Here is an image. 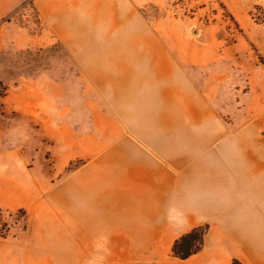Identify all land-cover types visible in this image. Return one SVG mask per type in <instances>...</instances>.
Instances as JSON below:
<instances>
[{
  "label": "crops",
  "instance_id": "obj_1",
  "mask_svg": "<svg viewBox=\"0 0 264 264\" xmlns=\"http://www.w3.org/2000/svg\"><path fill=\"white\" fill-rule=\"evenodd\" d=\"M32 6L64 46L129 47L108 59L73 55L80 75L94 79L95 112L64 102L62 112L40 115L47 142H56L54 130L62 129L71 140L65 147L76 148L72 158L83 161L58 182L36 186L31 242L50 241L45 251L34 244L32 252L124 259L111 264H264V109L245 122L230 118L231 99L223 93L230 71L221 74L218 97L213 62L166 53L147 23L128 18L140 9L134 0H32ZM121 12L126 19L116 16ZM119 20L126 37L110 34ZM140 29L143 36L136 37ZM147 40H157L165 53L135 52ZM97 60L126 64L109 71L86 64ZM87 142L94 151L82 149ZM199 227L207 228L202 250L175 258L176 239Z\"/></svg>",
  "mask_w": 264,
  "mask_h": 264
},
{
  "label": "rangeland",
  "instance_id": "obj_2",
  "mask_svg": "<svg viewBox=\"0 0 264 264\" xmlns=\"http://www.w3.org/2000/svg\"><path fill=\"white\" fill-rule=\"evenodd\" d=\"M134 1L140 9L137 8L139 11L128 18L133 16L136 23L141 21L145 27L144 22L147 23L151 37L163 42L166 53L177 56L191 54L192 60L213 62V80L218 97L222 96L223 90L219 91V96L218 87L223 80L221 74L230 71L223 93L226 101L231 99L229 105L232 106L227 105L226 112L232 120L236 117V122H245L264 109V0ZM20 2L0 0V262L111 264L123 261L117 255L97 252H32L34 244L45 251L50 240L44 236L31 242L29 204L39 192L37 185L58 182L83 161V157L72 158L77 154L76 148H66L71 140L70 136L62 135V129L54 130L56 142L48 143L39 128L42 125L40 115L62 112L64 102L77 112L87 107H91L93 112L98 109L99 97L92 84L94 79L91 81L80 75L81 68L73 55L87 51L98 57L104 54L108 59L112 54L127 52L129 47L109 44L87 46L82 50L83 47L79 46H64L42 26L32 0H26L14 10L11 5ZM116 16L126 19L127 15L121 12ZM110 34L117 38L126 37L123 21ZM136 34V37L143 36V30L136 31ZM146 43L148 45L135 52L165 53L157 40H147ZM81 64L85 65L83 61ZM86 64L99 68L107 65L106 69H101L109 71L117 66L123 69L126 63L110 60L101 63L97 60ZM98 80L105 82L102 78ZM240 98L242 101L239 102ZM237 102L239 106L235 105ZM45 129L52 134L51 127ZM50 144L55 149L47 151ZM89 145L87 142L82 149L94 151L93 144ZM53 164L56 165L54 171ZM27 224L28 238L25 241Z\"/></svg>",
  "mask_w": 264,
  "mask_h": 264
},
{
  "label": "trees",
  "instance_id": "obj_3",
  "mask_svg": "<svg viewBox=\"0 0 264 264\" xmlns=\"http://www.w3.org/2000/svg\"><path fill=\"white\" fill-rule=\"evenodd\" d=\"M206 232V227H199L178 237L172 246L173 256L179 260H186L199 253L203 248Z\"/></svg>",
  "mask_w": 264,
  "mask_h": 264
}]
</instances>
